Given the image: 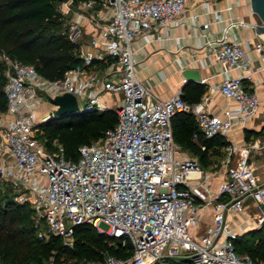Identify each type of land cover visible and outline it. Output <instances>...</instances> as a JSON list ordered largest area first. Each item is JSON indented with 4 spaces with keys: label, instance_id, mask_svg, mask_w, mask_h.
<instances>
[{
    "label": "built area",
    "instance_id": "obj_1",
    "mask_svg": "<svg viewBox=\"0 0 264 264\" xmlns=\"http://www.w3.org/2000/svg\"><path fill=\"white\" fill-rule=\"evenodd\" d=\"M71 1H62V11L85 15L97 28L87 46H79L80 63L61 77L47 79L34 64L1 53L7 65V107L0 114V177L13 185L17 202L33 208L38 235L59 234L71 244L74 224L89 222L100 232L131 242L127 256L107 253L85 264H167L173 256H189L195 264H264L236 251L234 239L240 231L232 223L247 197L259 209L256 222L264 220V181L250 159L252 151L264 148V137L228 142L218 169L223 178L212 190L197 157L174 139L171 123L176 112L190 111L205 136L226 137L235 123L245 125L264 109L257 92L242 83L250 74V42L227 33L229 27L249 22L230 17L221 33L205 40L223 69L241 67L244 73L212 84L198 101L185 99L181 90L163 99L137 75L132 43L152 27L183 20L186 0H82L74 8ZM251 23L257 29L253 48L264 70V32L258 28L261 22ZM64 26L77 40V24L65 20ZM208 26V21L202 23L203 30ZM42 87L45 94L38 92ZM216 89L236 103L225 116L209 108ZM63 91L75 94L77 111L112 108L117 114L101 136L78 146L75 158L66 157L57 140L47 146L39 135L40 123L55 116V108L41 113L33 108L34 101H48ZM193 177L195 182L190 181ZM205 208L212 211V225L196 235L190 225ZM102 220L107 229L98 226Z\"/></svg>",
    "mask_w": 264,
    "mask_h": 264
},
{
    "label": "trees",
    "instance_id": "obj_2",
    "mask_svg": "<svg viewBox=\"0 0 264 264\" xmlns=\"http://www.w3.org/2000/svg\"><path fill=\"white\" fill-rule=\"evenodd\" d=\"M94 7L99 8L100 4L96 2ZM64 22L65 16L57 9L55 0H0V112L7 107V65L1 58L2 52L34 64L47 79L61 77L66 69L82 61L79 42L70 38ZM183 89L185 99L198 101L205 84L188 81ZM116 120L112 108L68 112L41 122L39 135L47 146L57 140L65 156L75 158L80 144L98 138ZM171 123L174 139L196 155L204 168L212 163V153L228 143L219 134L205 136L190 111L176 112ZM32 215L33 208L27 202H17L12 195L0 200V264H85L86 259H102L107 253L127 256L132 252L128 239L100 232L89 222L74 224L71 244L55 233L40 237ZM234 243L237 252L264 261V220L240 232ZM167 264L195 263L189 256H173Z\"/></svg>",
    "mask_w": 264,
    "mask_h": 264
},
{
    "label": "crops",
    "instance_id": "obj_3",
    "mask_svg": "<svg viewBox=\"0 0 264 264\" xmlns=\"http://www.w3.org/2000/svg\"><path fill=\"white\" fill-rule=\"evenodd\" d=\"M185 7L186 15L183 20L152 27L137 34L133 40L134 56L137 60L136 73L150 88L152 94L158 98H168L177 90L184 92L183 86L188 81L203 82L204 92H206L212 84L219 83L225 77L244 73L245 70L241 67L223 69L220 61L205 46L208 36L221 33L228 19L238 16L249 23L231 26L227 33L232 39L239 41L248 39L250 42V47L246 48L247 55L250 57V74L243 77L242 83L245 88L255 90L259 100L264 102V70L253 48L254 40L257 38V29L251 23H259L261 19L259 14L252 9L251 0H186ZM190 12H197L198 16L189 17ZM70 20L77 24V29L73 32L77 34L76 41L79 42V46L86 47L87 41L97 30L96 26L85 15L75 12L71 14ZM205 21L209 22V26L203 30L202 23ZM187 67L198 69L200 81L186 79L183 70ZM212 96L209 105L211 112L225 116L226 109L236 107L235 101L224 96L218 89L213 91ZM40 103L34 101L35 112H47L48 110ZM55 107L54 104L50 106V108ZM233 116L235 117V112ZM254 130H261V132L255 133ZM255 137H264L263 108H259L245 125L235 123L225 138L228 142L234 140L241 143ZM226 145L212 153V163L203 167L202 177L212 190L218 188L223 178V174L218 169L221 168L226 156ZM188 152L193 154L189 150ZM250 159L256 167L259 179L264 181V148L252 151ZM190 181L195 182L196 178H190ZM258 211L255 200L247 197L243 202L242 210L233 213V225L240 232L258 226L256 222ZM211 225L212 211L210 208H205L198 212L190 225V230L200 235L208 232Z\"/></svg>",
    "mask_w": 264,
    "mask_h": 264
},
{
    "label": "water",
    "instance_id": "obj_4",
    "mask_svg": "<svg viewBox=\"0 0 264 264\" xmlns=\"http://www.w3.org/2000/svg\"><path fill=\"white\" fill-rule=\"evenodd\" d=\"M252 9L255 10L261 19V23L258 24V28L260 31L264 32V0H251ZM258 30V31H259ZM183 73L186 79H194L200 81V73L198 69L187 67L183 70ZM49 100L56 105L54 112L56 115L68 113V112H76L78 110V101L75 96L70 91H63L54 94L49 97Z\"/></svg>",
    "mask_w": 264,
    "mask_h": 264
},
{
    "label": "rangeland",
    "instance_id": "obj_5",
    "mask_svg": "<svg viewBox=\"0 0 264 264\" xmlns=\"http://www.w3.org/2000/svg\"><path fill=\"white\" fill-rule=\"evenodd\" d=\"M62 1H64V0H55V4H56L57 9H59L61 12H63V14L65 16V20L68 21V20H70V16L73 13V11H72V9H70L68 11H62V8L64 7V4ZM71 3H72V1H71ZM78 4H79V2L74 3V4L72 3V5H73L72 8L77 7ZM48 88L49 87H47V89ZM38 92L45 94L46 88L45 87L38 88ZM40 105L44 106L46 108V110L51 111L52 108H50V106L53 105V103L48 100L46 102L42 101L40 103ZM0 114H1V112H0ZM14 189L15 188L13 187V185L9 181L4 180L3 178L0 177V200H3L6 196H10V195L13 196ZM98 226L103 228V229H107L109 225L105 221L102 220V221H99Z\"/></svg>",
    "mask_w": 264,
    "mask_h": 264
}]
</instances>
